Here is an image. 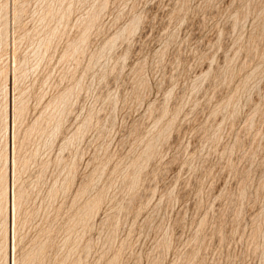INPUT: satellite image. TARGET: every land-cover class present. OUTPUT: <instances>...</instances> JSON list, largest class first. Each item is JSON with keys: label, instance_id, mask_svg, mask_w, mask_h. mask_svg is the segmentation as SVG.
<instances>
[{"label": "rangeland", "instance_id": "obj_1", "mask_svg": "<svg viewBox=\"0 0 264 264\" xmlns=\"http://www.w3.org/2000/svg\"><path fill=\"white\" fill-rule=\"evenodd\" d=\"M0 264H264V0H0Z\"/></svg>", "mask_w": 264, "mask_h": 264}]
</instances>
